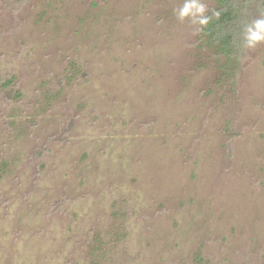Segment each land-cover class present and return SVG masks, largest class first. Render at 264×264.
Masks as SVG:
<instances>
[{"label":"rangeland","instance_id":"1","mask_svg":"<svg viewBox=\"0 0 264 264\" xmlns=\"http://www.w3.org/2000/svg\"><path fill=\"white\" fill-rule=\"evenodd\" d=\"M182 2L0 0V264H264V44Z\"/></svg>","mask_w":264,"mask_h":264},{"label":"trees","instance_id":"2","mask_svg":"<svg viewBox=\"0 0 264 264\" xmlns=\"http://www.w3.org/2000/svg\"><path fill=\"white\" fill-rule=\"evenodd\" d=\"M254 1L223 0L222 6L217 10L220 12L219 18L213 17L205 29L206 45L220 47L228 59L241 55L243 26L250 21ZM262 5L264 7V0Z\"/></svg>","mask_w":264,"mask_h":264},{"label":"clouds","instance_id":"3","mask_svg":"<svg viewBox=\"0 0 264 264\" xmlns=\"http://www.w3.org/2000/svg\"><path fill=\"white\" fill-rule=\"evenodd\" d=\"M209 9L203 0H183L182 4L173 10L177 20L195 27L196 32H202L211 22L213 17L219 18L220 12L212 10V15L207 13ZM243 43L246 48H256L264 44V13L258 18L247 22L242 31Z\"/></svg>","mask_w":264,"mask_h":264}]
</instances>
